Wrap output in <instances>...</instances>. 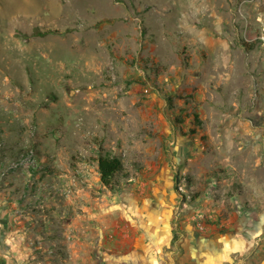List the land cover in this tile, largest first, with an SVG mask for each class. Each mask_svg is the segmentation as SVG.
<instances>
[{"label": "rangeland", "instance_id": "obj_1", "mask_svg": "<svg viewBox=\"0 0 264 264\" xmlns=\"http://www.w3.org/2000/svg\"><path fill=\"white\" fill-rule=\"evenodd\" d=\"M263 263L264 0H0V264Z\"/></svg>", "mask_w": 264, "mask_h": 264}, {"label": "trees", "instance_id": "obj_2", "mask_svg": "<svg viewBox=\"0 0 264 264\" xmlns=\"http://www.w3.org/2000/svg\"><path fill=\"white\" fill-rule=\"evenodd\" d=\"M48 34H50V32H43L38 28L33 30L34 36L45 37ZM97 164L98 173L105 186H109L114 176L123 170L121 160L117 157H112L110 154L99 155Z\"/></svg>", "mask_w": 264, "mask_h": 264}, {"label": "flooded vegetation", "instance_id": "obj_3", "mask_svg": "<svg viewBox=\"0 0 264 264\" xmlns=\"http://www.w3.org/2000/svg\"><path fill=\"white\" fill-rule=\"evenodd\" d=\"M172 239L174 240V237L172 236Z\"/></svg>", "mask_w": 264, "mask_h": 264}, {"label": "crops", "instance_id": "obj_4", "mask_svg": "<svg viewBox=\"0 0 264 264\" xmlns=\"http://www.w3.org/2000/svg\"><path fill=\"white\" fill-rule=\"evenodd\" d=\"M264 264V263H263Z\"/></svg>", "mask_w": 264, "mask_h": 264}]
</instances>
